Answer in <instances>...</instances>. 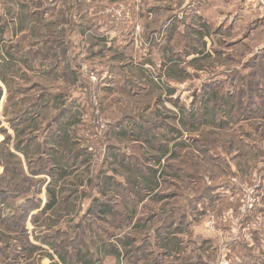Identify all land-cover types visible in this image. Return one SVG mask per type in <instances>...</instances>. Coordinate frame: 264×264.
I'll return each mask as SVG.
<instances>
[{"label": "rangeland", "instance_id": "obj_1", "mask_svg": "<svg viewBox=\"0 0 264 264\" xmlns=\"http://www.w3.org/2000/svg\"><path fill=\"white\" fill-rule=\"evenodd\" d=\"M205 2L0 0L3 39L30 66L21 64L10 102L6 91L0 100V264H63L55 245L69 264L84 248L93 264H112L99 246L124 249L128 238L122 264H264V0ZM15 103L37 108L21 135L4 114ZM66 107L73 174L62 180L79 199L44 228L45 214L33 216L59 177L49 151L64 149ZM18 140L44 149L27 158ZM7 150L29 179L6 181L3 164L18 162ZM151 169L159 187L135 194ZM105 176L122 189L101 187ZM96 198L113 217L88 214ZM38 199L41 207L23 209ZM175 231L181 252L169 255L162 239Z\"/></svg>", "mask_w": 264, "mask_h": 264}, {"label": "trees", "instance_id": "obj_2", "mask_svg": "<svg viewBox=\"0 0 264 264\" xmlns=\"http://www.w3.org/2000/svg\"><path fill=\"white\" fill-rule=\"evenodd\" d=\"M11 14V12H9ZM6 29L3 25L0 26V100L2 98V96L4 95L5 91L8 94L7 97V101L10 102L11 95L14 93L13 90L16 87V77L18 72L21 69V64L25 63V65L27 67L29 66V60H26L25 57L21 56V49L17 50L14 46H12L11 44H8L7 42L4 41L3 39V35L5 33ZM211 31L208 29V31L203 34V36L205 35H210ZM173 73V74H172ZM174 73H180L179 69L177 67L172 66L169 69V75H172L170 77H173L174 79H178L179 76H174ZM15 91H19V90H15ZM172 91V90H171ZM57 100H59V98H57ZM17 103L13 104L11 107H15ZM37 108L35 106H32L31 108H23V109H18V110H13V116L10 117L8 116L9 111H8V107L5 108V116H7V118L10 121V125L12 127H15L16 131H18V134L21 135L23 133H25L29 128H31V125L34 123V119H36L33 116V112H35ZM62 112V117L60 118L61 123H59L58 128L62 130L63 133V142H60L62 144V146L64 147V149L61 152L52 150V152L49 151L50 154H52L53 157V164L56 166V171H57V175H59V177L57 178V181L55 184L48 186L47 188V194H46V198L47 201L44 205V207L40 210L39 214H35V220L34 223L36 222V217H38L39 215L45 214V218H44V222H41L40 227H44V228H48L51 225H53L56 222V218H62L63 215L67 216V215H72L76 209L77 206V202L79 197H72L71 195H67L66 193H64V191H66V187L64 186V181L62 180L65 177H68L69 175L73 174V168H72V164L69 162V159H71L73 157L74 154V149L72 147H70L67 150V147L69 145H73V143H71L72 140V135L70 133V119L74 117V112L72 110H70V107H66L61 109L60 114ZM19 117H22L21 122L19 121ZM77 117V116H76ZM74 124H76V122H74ZM73 124V125H74ZM17 125H22L21 129L19 130L17 128ZM120 133V135H127L128 133H124V132H118ZM20 140H18L17 144H16V148L19 152L23 153V155H25V157H29L30 153L32 151L35 152V154L40 153L43 151V147H33L32 149H29L28 147H22V145L20 144ZM71 143V144H70ZM67 152L72 154V157L69 158L70 156H68ZM80 153H78L77 155H79ZM7 158L9 159H16L18 161L17 158H19L18 155L14 154L13 152H10L9 150H7V153L5 154ZM30 159V158H29ZM20 160V159H19ZM73 160V159H72ZM161 161L159 160V163ZM10 162H8V160H6V162L3 164L4 168H5V172H4V176L6 177V181H10V180H17L19 177H24L26 179L28 176H25L23 172H21L19 166L17 164H19L18 162H15V165L13 167H10L9 165ZM70 163V165H69ZM73 163V161H72ZM43 163H41V167L39 171H35L33 168H31L32 175H38L40 174L41 170L43 171L44 167L42 166ZM23 173V175H22ZM157 169H151L150 172H148L146 175L142 174L139 176V181L135 180V182H133V186H134V192L135 194H139V192H144V194L146 193H152L154 192V190L156 188L159 187L160 184V177ZM56 176V175H55ZM102 187V184H104L105 189H107L108 186H111L114 189V192H119L120 189H122L123 184H119L115 178L113 176H105L103 177V179L101 178L100 182H99ZM135 185L137 187L136 190L135 189ZM3 195H6V193L3 191ZM98 201V202H97ZM33 206L31 205L28 206V204L26 203L25 206L23 207V209L25 210H29L31 211L34 208H38L41 207V200L38 199L32 201ZM133 204V203H132ZM130 206V204H129ZM99 209L98 212L102 213L106 219L107 218H111L114 216V210L112 208V206H109V204L101 202L98 198H96L95 203L92 204V206L90 207L88 214L94 209ZM136 211L137 209L134 208L132 210V213L129 214L127 217L129 218V221L135 220V215H136ZM48 214V215H47ZM55 216V217H52ZM64 218V217H63ZM72 219H74L72 217ZM70 221V220H68ZM141 221H137L134 222V226L135 227H140L142 226V224L140 223ZM80 226L75 227V233L79 234L80 230L79 229ZM177 231H175L173 234H171L170 236H167V238H163V245L162 246L166 252L169 253V255L175 254L176 252H181V248L180 245L182 244V242L180 241V237L176 234ZM78 239H80L79 237H77ZM128 239H124V240H120L119 242L122 243V245L125 247L124 249H121V246L115 247H110L107 244H103L102 246H99V250L102 251V247L104 248V255L105 256H113L114 257V262L112 264H122L124 262V258L126 256V252H127V246L132 245L133 242ZM42 240V238L40 239ZM82 241V240H81ZM77 242V241H76ZM79 244V241H78ZM33 248H37L36 246H32ZM53 248L55 249V251L57 252V254L59 255V259L63 264H69V253L68 252H64L63 253L58 250L57 245L53 246ZM50 257L53 259V256L51 254H49ZM79 262V264H93L94 260H93V253L90 252V250L88 248H84L79 250L78 254H77V259ZM55 264H59L56 263Z\"/></svg>", "mask_w": 264, "mask_h": 264}, {"label": "built area", "instance_id": "obj_3", "mask_svg": "<svg viewBox=\"0 0 264 264\" xmlns=\"http://www.w3.org/2000/svg\"><path fill=\"white\" fill-rule=\"evenodd\" d=\"M219 264H232V262L228 259H222Z\"/></svg>", "mask_w": 264, "mask_h": 264}, {"label": "crops", "instance_id": "obj_4", "mask_svg": "<svg viewBox=\"0 0 264 264\" xmlns=\"http://www.w3.org/2000/svg\"><path fill=\"white\" fill-rule=\"evenodd\" d=\"M225 1V0H224ZM238 1V0H237ZM249 2L251 1V0H248ZM204 4H206V5H204L205 7L204 8H206V6H207V0H206V2L204 3ZM240 14H242V13H239V16H240Z\"/></svg>", "mask_w": 264, "mask_h": 264}]
</instances>
